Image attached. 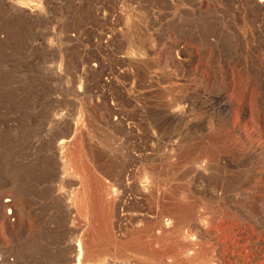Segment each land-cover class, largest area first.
<instances>
[{"label":"rangeland","instance_id":"374dc122","mask_svg":"<svg viewBox=\"0 0 264 264\" xmlns=\"http://www.w3.org/2000/svg\"><path fill=\"white\" fill-rule=\"evenodd\" d=\"M261 1L0 0V264H264Z\"/></svg>","mask_w":264,"mask_h":264},{"label":"bare ground","instance_id":"6f19581e","mask_svg":"<svg viewBox=\"0 0 264 264\" xmlns=\"http://www.w3.org/2000/svg\"><path fill=\"white\" fill-rule=\"evenodd\" d=\"M252 1V0H251ZM259 1V0H258ZM261 2H264V0H262ZM262 5V4H261ZM260 8V7H259ZM35 14V13H34ZM257 15V14H256ZM118 119V118H117ZM228 119V118H227ZM118 122V121H117ZM228 122V121H227ZM115 125V124H114ZM77 130V129H76ZM77 133V132H76ZM77 137V136H76ZM73 139H74V137H69V138H64V139H62V140H60L59 141V143H58V149H60V151L61 152H65V151H67L69 148H70V146L73 144ZM78 141V140H77ZM75 144V143H74ZM73 144V145H74ZM82 144H83V142H82ZM81 145V144H80ZM72 147V146H71ZM74 147V146H73ZM88 147V146H87ZM87 147H86V149H87ZM56 151H57V149H56ZM69 151V150H68ZM86 151V150H85ZM71 152V151H70ZM69 153V152H68ZM78 153V152H77ZM64 154V153H63ZM80 154V153H79ZM86 154V153H85ZM58 155H59V153H58ZM65 155V154H64ZM67 155V154H66ZM60 156V155H59ZM63 156V155H62ZM90 156V155H89ZM62 158V157H61ZM63 158H64V156H63ZM73 160V159H72ZM79 160V159H78ZM90 160V159H89ZM59 161V160H58ZM66 161V160H65ZM82 161V160H81ZM62 162H63V160H62ZM85 162V161H84ZM64 163V162H63ZM93 163H96L95 161H93ZM83 164V163H82ZM81 164L79 163V166H80ZM66 166V165H65ZM73 166V165H72ZM77 167H78V169L80 170L81 168H79V166L78 165H76ZM82 166V165H81ZM76 167V168H77ZM73 168V167H72ZM77 169V170H78ZM67 172V171H66ZM12 200H10V199H7L5 202H6V204H4L3 206H1V207H3V208H5L6 206H7V204L8 203H10ZM19 201V200H18ZM13 202V201H12ZM76 202V201H75ZM16 203V202H15ZM2 205V204H1ZM5 213V212H4ZM2 215V214H1ZM7 219V218H6ZM75 249L73 248L72 250H71V256L69 257V259L67 260V263L66 264H72L73 263V261H72V259L74 258V253H75ZM77 253L79 254L78 255V257H77V261L79 262L80 261V259H81V256H82V254H83V251H82V248L80 247V246H78V248H77ZM77 262V263H78Z\"/></svg>","mask_w":264,"mask_h":264}]
</instances>
